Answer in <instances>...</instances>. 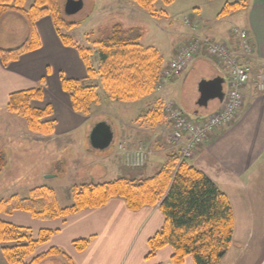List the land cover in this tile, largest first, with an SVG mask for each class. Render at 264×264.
I'll return each mask as SVG.
<instances>
[{
    "label": "rangeland",
    "instance_id": "rangeland-1",
    "mask_svg": "<svg viewBox=\"0 0 264 264\" xmlns=\"http://www.w3.org/2000/svg\"><path fill=\"white\" fill-rule=\"evenodd\" d=\"M34 1L26 0L25 7L29 8ZM82 1L81 10L68 15L65 12L66 0H63L61 10L65 19L77 23L70 32L67 30L63 32L71 36L79 46L92 49V63L95 68L99 66L100 61L94 42L109 37L116 25H120L122 30L128 31L131 36L140 35V42L158 48L163 56L167 57V53L178 47L185 39L184 34H189L191 23H185L187 18L192 23L199 20L201 27H207L208 35L215 34L216 28L223 30L226 35L232 32L234 26L243 27L247 23V7L221 14L227 3L241 0H174L171 5L158 0L154 5V14L138 7L134 0ZM247 3L251 6V0H247ZM199 10L206 20H202ZM48 18L51 20L50 16ZM218 41L222 42L223 39L219 37ZM70 48L78 52L76 47ZM81 60L83 61L82 58ZM85 72L84 76L78 73L81 77L79 79L86 85L96 86L101 98V103L93 105L90 115L74 110L72 113V106L70 109L66 108V105H57L53 102L55 96L51 92L58 91L55 74L45 85L44 82L38 85L45 87L43 99L34 100L31 104L38 108H44L48 104L53 106L54 113L46 118L55 122L52 134L44 135L30 131L25 119L9 112L7 104L5 109L0 110V143L8 161L7 167L0 174V200L14 194L27 197L30 189L45 185L55 190L60 206L67 207L74 203V189L85 183H105L118 177L140 179L158 171L165 162V158L153 159L150 163L148 159V164L146 163L144 167L128 166L119 149L123 144L120 142L127 139L132 148H136L139 143H143L145 148L146 143V148L154 150L153 145H156L154 137L157 135L141 116L156 106L154 101L156 92L134 102L112 100L100 79L88 77L87 68ZM61 75L70 78L60 74V83ZM217 76H220L217 71H214L213 75H208L198 69L191 70L186 82L182 77L178 78L179 84L174 89L170 88L171 95L168 98L174 103L177 102L178 107L190 118L205 117L214 110V104L219 100L210 101L207 107L198 106L200 95L198 84L204 79L210 80ZM222 76L227 77L226 68ZM226 86L227 82L224 89ZM198 110L199 116L195 114ZM102 121L111 125L114 139L107 149L96 150L90 145L89 135L94 126ZM116 128L119 131L124 129L132 136H122ZM64 130H70L68 136L60 134ZM170 142L174 145L172 137ZM158 156L163 158L160 154ZM222 186L232 204L235 225L232 245L220 264H260L264 257V159L258 165H254L248 175L241 179H226ZM1 249L2 247L0 248L2 252ZM42 249L37 250L36 255L40 254ZM63 251L69 254L68 249ZM34 255L26 262L31 261ZM61 257L65 259V261L59 259L62 263L69 262L66 257L62 255Z\"/></svg>",
    "mask_w": 264,
    "mask_h": 264
},
{
    "label": "trees",
    "instance_id": "trees-1",
    "mask_svg": "<svg viewBox=\"0 0 264 264\" xmlns=\"http://www.w3.org/2000/svg\"><path fill=\"white\" fill-rule=\"evenodd\" d=\"M136 5L154 14L158 0H134ZM171 5L174 0H161ZM63 0H35L26 8V0H0V23L9 13L21 15L29 26L25 41L18 47H0L3 65L17 61L25 53L41 47L36 22L50 16L55 30L64 45L76 47L87 68L88 77H98L108 97L121 102L143 99L156 90L165 66L162 52L140 42V35L131 36L116 25L112 34L94 45L98 49L99 66L92 63V49L79 46L63 31L70 32L77 23L65 19ZM248 7L247 0L227 3L221 14ZM77 78L61 75L62 90L69 95L75 112L90 115L93 105L101 103L97 87L86 85ZM44 89L32 87L9 95L7 110L25 119L28 129L34 133L49 135L54 132V121L46 120L54 113L52 105L44 108L32 106L34 100H42ZM151 128L166 123L162 106H155L141 116ZM8 165L4 148L0 143V174ZM125 200L130 210L159 206L165 217L163 227L149 240L148 258L166 246L173 248L171 262L183 264L188 256L194 264H220L232 245L235 217L228 195L203 171L188 159H181L178 150L167 153L164 164L155 173L143 178L118 177L105 183H85L73 191L74 203L61 207L54 189L42 185L29 191L27 197L17 194L0 200V246L9 264H40L49 257L64 255L60 248L50 247L37 254V249L51 239L54 231L42 229L37 234L31 228L15 225L3 219L17 211L31 214L34 219L53 220L64 218L87 208H99L111 198ZM90 239L74 242L78 251H84ZM35 254V255H34ZM31 261L26 262L31 256Z\"/></svg>",
    "mask_w": 264,
    "mask_h": 264
},
{
    "label": "crops",
    "instance_id": "crops-1",
    "mask_svg": "<svg viewBox=\"0 0 264 264\" xmlns=\"http://www.w3.org/2000/svg\"><path fill=\"white\" fill-rule=\"evenodd\" d=\"M247 10V23L243 28L250 31L254 54L250 58L241 57V60L244 64L251 65L254 70H257L264 66V0H251V6H248ZM199 15L202 20H206L201 10H199ZM194 25L195 28H193ZM190 26L189 34H184L185 39L181 44L167 53L165 66L176 56L182 45L197 38L204 37L218 41L221 37L222 42L228 44L233 51L238 50L239 38L234 36L231 30V33L225 35L223 30L220 31L216 28V35H208L207 27H201L199 20L196 23L191 22ZM35 27L41 42L39 49L21 55L17 61L6 66L0 60V110L5 109L11 93L37 87L42 82L45 85L54 74L57 77L58 91L51 92L55 96L53 102L72 109L69 96L62 90L59 75L65 74L70 78L79 79L81 77L78 76V73L83 74L81 76L86 73L85 65L77 51L61 42L52 19L50 20L48 16L43 17L36 22ZM28 30L29 26L21 15L7 14L0 23V47L3 49L18 47L27 38ZM224 68L203 49L185 73L170 79L164 87V92L155 91V105L163 107L165 97L168 98L171 95L170 88L174 89L179 84L178 78L182 77L186 82L191 70L198 69L208 75H213L214 71H217L222 76ZM228 78L227 71L225 79L228 80ZM254 80L255 76L253 75L250 82L243 88L244 105L237 120L229 126L214 130L199 147L193 158L188 159L191 164L206 173L221 190L224 180L243 178L248 175L254 165H258L264 159V92L257 90ZM43 88L45 89V87ZM150 104L154 105V103ZM174 106L183 111L178 107L177 102L174 103ZM221 106V101L215 103L211 113L217 111ZM71 111L73 113V109ZM195 114L199 116L200 111H196ZM202 118L204 117L196 119L201 120ZM165 124H163L164 127L161 125L152 128L157 135L154 137L156 143L153 145L154 150L146 148L145 143V149L149 151L148 163L153 159L162 160L165 158L166 160L167 153L177 150L175 145L170 142L172 126L167 119ZM118 132L122 136H132L127 134L124 129L118 130ZM57 133L59 134V132ZM69 133L70 130L60 132L66 136ZM120 143L131 147L127 139ZM143 145V143H139L136 146L144 147ZM158 154L163 158H160L161 156ZM2 218L15 225L31 228L36 234L42 229L54 231L49 242L41 245L37 250L43 248L41 250L43 252L52 246L61 250L68 249V256L71 260L62 263L61 260L65 261V259L59 255L49 257L40 264H173L171 257L174 251L170 246L158 250L154 257L148 258L149 240L165 223V217L159 206L130 210L124 199L114 197L99 208L83 209L64 218L38 220L24 211H17L8 216L4 215ZM79 239H90V244L84 251H78L75 248L74 242ZM0 261V264L7 263L1 251ZM183 264H194V260L188 256Z\"/></svg>",
    "mask_w": 264,
    "mask_h": 264
},
{
    "label": "built area",
    "instance_id": "built-area-1",
    "mask_svg": "<svg viewBox=\"0 0 264 264\" xmlns=\"http://www.w3.org/2000/svg\"><path fill=\"white\" fill-rule=\"evenodd\" d=\"M189 22L190 20L186 19V23ZM232 34L239 38L237 51H233L226 43L200 38L182 45L175 58L162 71L157 84V90L160 92L164 91V87L172 77L185 73L196 56L205 49L207 54L223 65L229 73L222 106L202 120L188 117L175 108L173 101L166 100L164 112L173 127L171 137L180 150L181 159L192 158L215 129L229 126L237 120L244 104L243 88L253 75L257 90L264 92V66L254 70L251 65L244 64L241 60V57L250 58L254 54L250 32L235 26L232 28ZM120 149L128 166L142 167L148 161L149 151L144 147L129 149L122 144Z\"/></svg>",
    "mask_w": 264,
    "mask_h": 264
},
{
    "label": "water",
    "instance_id": "water-1",
    "mask_svg": "<svg viewBox=\"0 0 264 264\" xmlns=\"http://www.w3.org/2000/svg\"><path fill=\"white\" fill-rule=\"evenodd\" d=\"M83 7L82 0H66L65 12L68 15L76 14ZM226 79L222 76L215 77L210 80H202L198 84L200 96L198 105L207 107L209 101L218 99L223 101L225 97L224 84ZM114 139V132L110 124L105 121L99 122L94 126L89 135V141L92 148L96 150H104L110 147Z\"/></svg>",
    "mask_w": 264,
    "mask_h": 264
},
{
    "label": "flooded vegetation",
    "instance_id": "flooded-vegetation-1",
    "mask_svg": "<svg viewBox=\"0 0 264 264\" xmlns=\"http://www.w3.org/2000/svg\"><path fill=\"white\" fill-rule=\"evenodd\" d=\"M260 264H264V257H263V259L261 260Z\"/></svg>",
    "mask_w": 264,
    "mask_h": 264
}]
</instances>
